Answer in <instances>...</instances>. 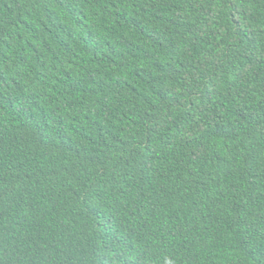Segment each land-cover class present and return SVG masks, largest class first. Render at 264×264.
<instances>
[{"label":"trees","instance_id":"1","mask_svg":"<svg viewBox=\"0 0 264 264\" xmlns=\"http://www.w3.org/2000/svg\"><path fill=\"white\" fill-rule=\"evenodd\" d=\"M0 264H264V0H0Z\"/></svg>","mask_w":264,"mask_h":264}]
</instances>
